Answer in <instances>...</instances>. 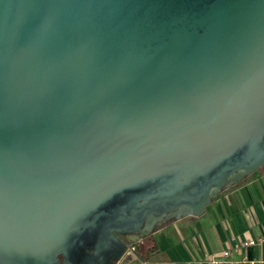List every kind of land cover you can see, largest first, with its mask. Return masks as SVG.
Returning a JSON list of instances; mask_svg holds the SVG:
<instances>
[{
  "label": "water",
  "instance_id": "95a60500",
  "mask_svg": "<svg viewBox=\"0 0 264 264\" xmlns=\"http://www.w3.org/2000/svg\"><path fill=\"white\" fill-rule=\"evenodd\" d=\"M263 162L264 0H0V264H113Z\"/></svg>",
  "mask_w": 264,
  "mask_h": 264
},
{
  "label": "crops",
  "instance_id": "0c3cea01",
  "mask_svg": "<svg viewBox=\"0 0 264 264\" xmlns=\"http://www.w3.org/2000/svg\"><path fill=\"white\" fill-rule=\"evenodd\" d=\"M264 162L222 187L196 215H167L143 234L153 248L126 251L113 264H212L211 259L237 264L245 256L264 264ZM253 240L241 245L238 241ZM238 243L237 245H234ZM228 250L223 256L221 251Z\"/></svg>",
  "mask_w": 264,
  "mask_h": 264
},
{
  "label": "built area",
  "instance_id": "2783aa9c",
  "mask_svg": "<svg viewBox=\"0 0 264 264\" xmlns=\"http://www.w3.org/2000/svg\"><path fill=\"white\" fill-rule=\"evenodd\" d=\"M264 239V236L262 237ZM142 241V237H138L135 240H132L130 242H128L127 246H126V250L128 254L130 256H135V252L134 250L137 248L138 243ZM253 240L249 239V240H244V241H238L239 244L241 245H246L249 243H252ZM238 243H235L234 245H237ZM221 254L223 256H227L228 255V250L227 249H223L221 251ZM212 264H222L223 262H228L227 260H220V259H211L210 261ZM237 264H257L254 260L252 259H248L245 256L240 257L239 259L236 260Z\"/></svg>",
  "mask_w": 264,
  "mask_h": 264
},
{
  "label": "trees",
  "instance_id": "16d2710c",
  "mask_svg": "<svg viewBox=\"0 0 264 264\" xmlns=\"http://www.w3.org/2000/svg\"><path fill=\"white\" fill-rule=\"evenodd\" d=\"M153 241H152V238L151 237H146V239H144V241L138 245V247L134 250V252L138 255H141L140 254V249H143V250H150L153 248Z\"/></svg>",
  "mask_w": 264,
  "mask_h": 264
},
{
  "label": "flooded vegetation",
  "instance_id": "af4514ba",
  "mask_svg": "<svg viewBox=\"0 0 264 264\" xmlns=\"http://www.w3.org/2000/svg\"><path fill=\"white\" fill-rule=\"evenodd\" d=\"M118 235H120V236H121V235H123V234H118ZM122 237H123V236H122ZM127 244H128V243H127ZM58 258L60 259V263H59V264H62V263H61V256H60V255H58Z\"/></svg>",
  "mask_w": 264,
  "mask_h": 264
},
{
  "label": "rangeland",
  "instance_id": "374dc122",
  "mask_svg": "<svg viewBox=\"0 0 264 264\" xmlns=\"http://www.w3.org/2000/svg\"><path fill=\"white\" fill-rule=\"evenodd\" d=\"M143 242V240L141 242L138 243V245H140ZM138 247V246H137Z\"/></svg>",
  "mask_w": 264,
  "mask_h": 264
}]
</instances>
